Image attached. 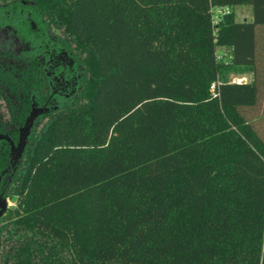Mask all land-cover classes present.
Instances as JSON below:
<instances>
[{"label":"trees","instance_id":"16d2710c","mask_svg":"<svg viewBox=\"0 0 264 264\" xmlns=\"http://www.w3.org/2000/svg\"><path fill=\"white\" fill-rule=\"evenodd\" d=\"M0 1L33 2L84 73L29 139L0 264H264V142L242 113L264 86V0Z\"/></svg>","mask_w":264,"mask_h":264},{"label":"flooded vegetation","instance_id":"af4514ba","mask_svg":"<svg viewBox=\"0 0 264 264\" xmlns=\"http://www.w3.org/2000/svg\"><path fill=\"white\" fill-rule=\"evenodd\" d=\"M16 5L0 1V136L5 137L0 139V232L35 122L74 106L83 81L78 52L67 48L63 37L51 34L45 19L39 20L41 27L37 28L29 18L31 14L22 8L17 13ZM18 64L25 70L18 69ZM19 72L27 73L25 90L19 87ZM19 94L23 97L21 105ZM3 104L10 114L7 119L1 115ZM33 110L41 112L34 119L22 154L13 160L12 148H18L20 132Z\"/></svg>","mask_w":264,"mask_h":264},{"label":"rangeland","instance_id":"374dc122","mask_svg":"<svg viewBox=\"0 0 264 264\" xmlns=\"http://www.w3.org/2000/svg\"><path fill=\"white\" fill-rule=\"evenodd\" d=\"M15 4H17L16 5L17 13H19V11L22 8L23 10H25L26 12L31 14L29 16V18H30V20H32L34 25L37 28L41 27V25H40L41 23L39 20H42V18L39 17L37 12L33 8L34 7L33 2H31V1H20V2L15 3ZM233 12L235 13V20L237 22H241L242 20H244L246 18H247L246 19L247 21L251 20V10H249V8L246 6L235 7L233 9ZM45 25H47V24H45ZM46 27L50 29L49 31L51 34L55 33L56 35H59V37H61V38L65 37L64 36L65 34H63L61 29H54V28L49 27L48 25ZM29 28H30V26L28 27V29ZM229 56H230V49L229 48L216 47L215 58L218 62L228 63ZM23 65H24V67L27 66V64L25 62ZM20 67L23 68L21 66V64H18V69H20ZM23 70H25V69L23 68ZM83 76H84V73H83ZM19 77H20V74H19ZM227 78H228V80H231V81H233L235 79H242L245 81V82H243V84H245V83H248L251 81L252 75L248 72L242 71L241 69H235V70L227 73ZM263 85H264V83H263ZM82 86H83V84H82ZM259 92L262 94V96H260V98H261L259 101L260 103L258 105H256V107H254L253 109H245V110L243 109L242 113L244 114V116L247 120H249V121L254 120L253 127L256 130V132L258 133L259 137L264 142V86H262V88L259 90ZM81 94H82V90L79 93V96L77 98L75 105L79 104L81 102ZM209 95L211 97H213L211 92H210V88H209ZM22 99H23L22 94H19L18 102L20 103L22 101ZM20 105H21V103H20ZM1 115H2L3 119H7L8 116L10 115L9 113L6 112V107L4 104L1 108ZM47 119H48V117H42L41 119L36 121L33 130L34 131L39 130V128L42 127V125L47 121ZM9 205H10V211L8 213V216L10 215V212L13 209H15V207H16L15 197H13L11 200H9ZM8 216L5 217V220L3 223L4 227H6L8 225V223L10 222V220L7 218Z\"/></svg>","mask_w":264,"mask_h":264},{"label":"water","instance_id":"95a60500","mask_svg":"<svg viewBox=\"0 0 264 264\" xmlns=\"http://www.w3.org/2000/svg\"><path fill=\"white\" fill-rule=\"evenodd\" d=\"M38 112H41V110H38V111L33 110L30 116L27 118L25 125L20 132V142H19L18 148L17 149L12 148L13 160H16V158L20 157V155L22 154L24 147L26 145L28 135L33 126L34 119L37 117ZM3 138L5 137L0 136V139H3Z\"/></svg>","mask_w":264,"mask_h":264},{"label":"built area","instance_id":"2783aa9c","mask_svg":"<svg viewBox=\"0 0 264 264\" xmlns=\"http://www.w3.org/2000/svg\"><path fill=\"white\" fill-rule=\"evenodd\" d=\"M229 11H230L229 8H215L213 10L214 23H216L217 17L219 15H221L222 13H229ZM231 82L234 83V84L239 85V84H243V82H245V81L242 80V79H235V80H233ZM217 86H218L217 83H213L210 86V92H211V94H212L213 97H216L217 96V92H216Z\"/></svg>","mask_w":264,"mask_h":264},{"label":"crops","instance_id":"0c3cea01","mask_svg":"<svg viewBox=\"0 0 264 264\" xmlns=\"http://www.w3.org/2000/svg\"><path fill=\"white\" fill-rule=\"evenodd\" d=\"M249 8V7H248ZM249 10H251L250 8H249ZM247 19V18H246ZM246 19H244V20H242L241 22H243V21H246V22H250V21H252V13H251V20L250 21H247Z\"/></svg>","mask_w":264,"mask_h":264}]
</instances>
